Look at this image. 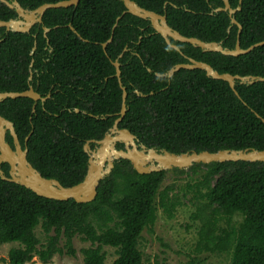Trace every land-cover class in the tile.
I'll use <instances>...</instances> for the list:
<instances>
[{"label":"trees","instance_id":"obj_1","mask_svg":"<svg viewBox=\"0 0 264 264\" xmlns=\"http://www.w3.org/2000/svg\"><path fill=\"white\" fill-rule=\"evenodd\" d=\"M58 1L17 0L28 10ZM132 1L158 14L165 11L168 25L185 37L234 48L237 26L226 12H212L223 6L222 0ZM228 1L232 8L238 6V0ZM124 11L119 0H80L76 8L45 12L43 26L51 29L46 38L38 25L29 33L7 35L0 28V92H22L32 85L41 96L50 94L36 103L34 112L28 98L0 102V115L13 123L21 142L31 132L27 160L44 178L65 187L83 180L84 143L100 140L120 111L115 60L127 92V112L118 127L147 148L174 154L264 148V124L254 114L264 119V82L236 85L239 99L227 82L208 78L202 70L182 69L169 81L157 77L155 73L164 74L187 59L152 34L148 21L121 16ZM15 17L0 2V20ZM235 19L241 25L242 49L264 39V0H242ZM111 35L104 53L100 44ZM171 42L187 58L219 73L264 77V45L233 57ZM136 90L146 96L138 97ZM172 171L178 176L164 187L168 171L140 175L129 161H117L99 182L95 199L81 204L39 197L0 179V245L18 243L2 264H27L34 257L47 264L54 255L74 258L75 238L88 243L80 249L82 264H105L104 247L115 251L112 264H143L142 232L152 233L158 211L172 218L186 198L193 207L196 254L225 255L229 264H264V162L193 164ZM181 180L186 182L179 185ZM201 263L195 256L185 264Z\"/></svg>","mask_w":264,"mask_h":264},{"label":"water","instance_id":"obj_2","mask_svg":"<svg viewBox=\"0 0 264 264\" xmlns=\"http://www.w3.org/2000/svg\"><path fill=\"white\" fill-rule=\"evenodd\" d=\"M119 1H121L125 7V11L121 14V16L125 13H128L142 20L148 21L150 27L153 30L152 34L160 35L170 48L179 52L184 58L187 59L186 63L175 64L164 74L155 73L157 77H166L169 81L171 77L179 70H202L205 72V75L208 78L227 82L229 88L239 99L240 97L236 91V85L250 86L258 82H264V77L261 76H240L231 75L229 73H219L205 62L187 58L182 54L179 47L171 42L187 43L195 48H199L202 52H218L222 55L233 57L248 54L255 48L263 46L264 39L260 42L250 45L245 49L240 47L238 36L241 30V25L236 21L235 13L241 9L242 0H238V6L236 8H232L228 0H222L223 6L217 7L212 11L213 13L226 12L228 14L230 24L237 26L238 35L233 49L225 48L222 45V42H205L194 37H185L181 35L178 31L172 29L168 25L165 11L162 14H158L156 12L142 8L132 0ZM0 2L5 4L9 9L14 10L16 14L15 18L9 19L7 21L0 20V28H4L6 35L10 32L29 33L34 26L38 25L42 26L43 36L46 38L47 33H49L51 29L43 26L42 19L45 12L50 9H67L70 7L76 8L80 0H61L56 3H44L32 10L23 8L17 2V0H0ZM120 17H118L116 21H118ZM116 25L117 23L114 24V27H116ZM68 27L73 34L82 39L70 24ZM54 28H57V26ZM111 41L112 35L106 42L100 44L104 53H106V47ZM35 44L36 43L34 42L31 54H33L35 51ZM125 50L126 49H124L123 52ZM121 56L122 54H120L118 58ZM111 64L115 69L114 76L116 77L119 87L122 91L121 107L120 111L116 115L117 118H115L113 121L111 128H109V131L104 134L101 140H87L84 143L83 151L87 154L88 159L86 173L83 180L75 185L65 187L55 179L44 178L28 162L27 149H21L12 122L0 116V150L2 153L0 156V164L5 162L10 166L8 176H6L0 169L1 180L22 186L39 197L55 201L73 200L74 202L81 204L89 203L95 199L99 182L111 173L114 163L120 160L129 161L132 168L140 175L167 171L175 168L187 169L193 164L238 161L264 162V148L262 150H219L217 152L191 151L181 154H174L168 152L165 149L157 150L156 148H147L145 145L139 143L138 138L134 134L130 133L129 130L120 129L118 127L127 112V92L121 82L120 63L118 60H115L111 62ZM147 71L151 72L150 69H147ZM28 80H32L31 72ZM134 93L138 97L146 96L137 90L134 91ZM149 94L152 95L153 93L150 92ZM16 98H28L34 102L38 100H41L42 102L45 101V98H41V96L32 88V85H29L28 89L22 92H0V102L5 101L6 99ZM74 112L78 113L79 110L74 109ZM254 114L264 124V119L258 114ZM4 127L10 130V133L14 139V151L10 149L4 140ZM30 134L31 132L25 141L28 140ZM90 143H95L97 147L94 150H91ZM118 143L125 144V150H117L115 146ZM149 153H151L155 159L147 164L142 160Z\"/></svg>","mask_w":264,"mask_h":264},{"label":"rangeland","instance_id":"obj_3","mask_svg":"<svg viewBox=\"0 0 264 264\" xmlns=\"http://www.w3.org/2000/svg\"><path fill=\"white\" fill-rule=\"evenodd\" d=\"M167 171L168 173L164 179V187L171 184L173 178L178 176L172 170ZM184 177L182 176V179ZM185 182V180H181L178 184L183 185ZM173 192L175 190L171 193ZM175 193L180 195V191H176ZM188 199L180 200L181 205L175 208L172 218L162 216L160 211H158L156 221L151 227L152 233L148 230L142 232L139 249L142 252L143 264H185L191 257L195 256L201 259V264H229L225 255L219 256L209 253L196 254L193 251L196 230L195 224L190 220V212L193 207L188 202ZM35 233L38 237L42 238L39 227L35 229ZM17 246L18 243L16 242L0 245V264H2V259L7 257L8 251ZM86 246H88V243H83L75 238L73 240V247L76 250L74 258L68 255H54L47 264H82L80 249ZM103 251L106 253L105 264H112L116 258L114 249L104 247ZM27 264H40V262L34 257Z\"/></svg>","mask_w":264,"mask_h":264},{"label":"flooded vegetation","instance_id":"obj_4","mask_svg":"<svg viewBox=\"0 0 264 264\" xmlns=\"http://www.w3.org/2000/svg\"><path fill=\"white\" fill-rule=\"evenodd\" d=\"M4 29V28H3ZM6 34V33H5ZM30 76V75H29ZM29 78V77H28ZM29 81V80H28ZM30 82V81H29ZM33 88V87H32ZM35 90V89H34ZM40 95V94H39ZM41 96V95H40ZM50 97V94L48 93V94H46L45 96H41V98H45V101L48 99ZM44 101V102H45ZM37 102H41V103H43L41 100H38V101H36V102H34V104H33V107H32V111L34 110V106L36 105V103ZM79 113V112H78ZM84 113V112H83ZM2 118H4V119H7L6 117H4V116H2V115H0ZM115 118H117V117H115ZM13 124V123H12ZM13 127H14V125H13ZM5 128V127H4ZM14 131H15V134H16V136H17V139H18V142H19V145L21 146V149H27V141H25V139L28 137V135L27 136H25L24 138H23V141L21 142L20 141V139L18 138V135H17V132H16V130H15V128H14ZM109 131V130H108ZM107 131V132H108ZM106 132V133H107ZM104 136V135H103ZM103 138V137H102ZM101 138V139H102ZM100 139V140H101ZM4 140H5V142L7 143V145L10 147V149L11 150H15V146H14V139H13V137H12V135H11V133H10V130L9 129H7V128H5V134H4ZM97 141V140H96ZM125 144H120V143H118V144H116V146H115V148L117 149V150H125ZM97 146H96V144L95 143H90V149L91 150H94L95 148H96ZM27 153H28V149H27ZM1 150H0V156H1ZM115 164V163H114ZM0 169L2 170V172L6 175V176H8V173H9V170H10V166L7 164V163H5V162H2L1 164H0Z\"/></svg>","mask_w":264,"mask_h":264},{"label":"bare ground","instance_id":"obj_5","mask_svg":"<svg viewBox=\"0 0 264 264\" xmlns=\"http://www.w3.org/2000/svg\"><path fill=\"white\" fill-rule=\"evenodd\" d=\"M154 159H155V157L151 153H149L147 156L144 157V159L142 161L144 163L148 164L149 162H151Z\"/></svg>","mask_w":264,"mask_h":264}]
</instances>
